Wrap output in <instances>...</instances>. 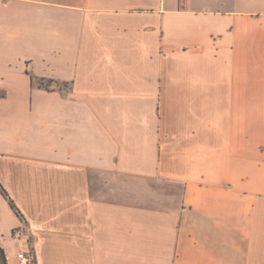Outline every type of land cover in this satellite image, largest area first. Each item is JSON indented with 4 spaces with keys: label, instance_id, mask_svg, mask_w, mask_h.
I'll list each match as a JSON object with an SVG mask.
<instances>
[{
    "label": "crops",
    "instance_id": "1",
    "mask_svg": "<svg viewBox=\"0 0 264 264\" xmlns=\"http://www.w3.org/2000/svg\"><path fill=\"white\" fill-rule=\"evenodd\" d=\"M0 184L8 264H264V0H0Z\"/></svg>",
    "mask_w": 264,
    "mask_h": 264
},
{
    "label": "built area",
    "instance_id": "2",
    "mask_svg": "<svg viewBox=\"0 0 264 264\" xmlns=\"http://www.w3.org/2000/svg\"><path fill=\"white\" fill-rule=\"evenodd\" d=\"M10 238L18 244L16 248V264H37L36 254L32 242V231L25 220L10 231Z\"/></svg>",
    "mask_w": 264,
    "mask_h": 264
},
{
    "label": "trees",
    "instance_id": "3",
    "mask_svg": "<svg viewBox=\"0 0 264 264\" xmlns=\"http://www.w3.org/2000/svg\"><path fill=\"white\" fill-rule=\"evenodd\" d=\"M0 191H1L2 195L8 199L10 207L13 209L15 214L21 219L22 215H21L20 211L17 209V207L15 206L13 201L10 199V197L6 193L5 189L1 186V184H0ZM0 264H7L6 254H5L4 249L1 246H0Z\"/></svg>",
    "mask_w": 264,
    "mask_h": 264
},
{
    "label": "rangeland",
    "instance_id": "4",
    "mask_svg": "<svg viewBox=\"0 0 264 264\" xmlns=\"http://www.w3.org/2000/svg\"><path fill=\"white\" fill-rule=\"evenodd\" d=\"M5 217H4V220H11V219H16V215H15V212L13 210L10 209L9 205L6 207V210H5V213H4ZM16 251V250H15ZM15 253L14 252V257H11L10 258V262L9 264H16V256H15ZM7 264H8V261H7Z\"/></svg>",
    "mask_w": 264,
    "mask_h": 264
}]
</instances>
